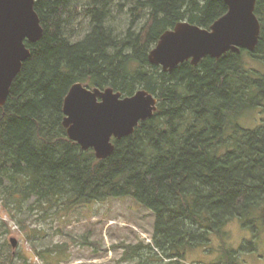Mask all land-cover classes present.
Wrapping results in <instances>:
<instances>
[{"label": "trees", "instance_id": "trees-1", "mask_svg": "<svg viewBox=\"0 0 264 264\" xmlns=\"http://www.w3.org/2000/svg\"><path fill=\"white\" fill-rule=\"evenodd\" d=\"M79 1L36 0L44 36L27 42L31 56L0 106L3 209L16 220L32 208L131 198L155 215V229L151 244L126 246L125 260L184 264L190 252L208 248L220 253L215 264H241L258 252L264 234V118L253 129L241 125L245 116L264 113V0L256 5L262 32L255 52L229 51L169 72L148 58L161 36L181 22L210 29L228 12L223 0H125L126 30L114 20L118 0H88L82 11ZM75 10L89 21L80 38L70 26ZM76 83L124 97L146 90L158 111L132 135L114 139L115 152L99 160L63 124L64 101ZM239 221L253 237L229 247L226 229ZM10 232L0 215V264L66 262L62 247L33 246V256L14 248Z\"/></svg>", "mask_w": 264, "mask_h": 264}, {"label": "water", "instance_id": "water-1", "mask_svg": "<svg viewBox=\"0 0 264 264\" xmlns=\"http://www.w3.org/2000/svg\"><path fill=\"white\" fill-rule=\"evenodd\" d=\"M228 12L210 29L181 22L166 31L149 53V62L164 72L190 61L197 66L204 58H221L229 51L255 52L262 26L257 17V0H223ZM36 0H0V106L6 104L14 80L31 56L28 43H37L44 28L35 10ZM158 111V99L146 90L124 97L112 88L90 89L76 83L64 101V127L69 138L97 159L110 157L113 140L132 135L141 122ZM13 247L17 241L11 239Z\"/></svg>", "mask_w": 264, "mask_h": 264}, {"label": "rangeland", "instance_id": "rangeland-1", "mask_svg": "<svg viewBox=\"0 0 264 264\" xmlns=\"http://www.w3.org/2000/svg\"><path fill=\"white\" fill-rule=\"evenodd\" d=\"M88 0H80L77 7L84 9ZM125 0H118L114 9L115 23L120 29L129 27L131 16ZM75 18L70 25L77 38L89 30V21L83 14L75 10ZM137 28L142 31L146 17L142 15ZM261 68L260 65H256ZM241 121L244 128L253 129L260 124L264 113L257 111L245 116ZM0 215L9 223L11 230L8 240L17 241L16 248H24L31 256L33 246L39 252L48 249L64 248L63 264H139L138 259L125 260L126 246L151 244L155 229V215L148 209L138 205L133 199H111L102 203L67 209L56 207L49 212L32 208L17 215L11 220L0 202ZM20 218V219H19ZM32 231V237L29 236ZM229 235V247L236 248L244 241L251 239L252 232L244 229L241 222H234L226 229ZM28 238V239H27ZM215 250L219 240H213ZM258 252L241 257V264H264V234L257 240ZM52 258H57L53 252ZM49 255V254H47ZM55 256V257H54ZM220 253L208 248H199L188 254L184 264H215ZM58 259V258H57ZM36 264H46L35 258Z\"/></svg>", "mask_w": 264, "mask_h": 264}]
</instances>
